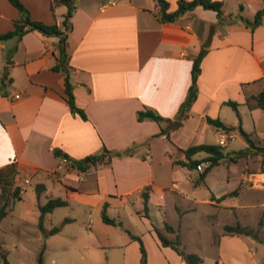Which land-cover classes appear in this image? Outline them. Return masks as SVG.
<instances>
[{
	"label": "crops",
	"instance_id": "1",
	"mask_svg": "<svg viewBox=\"0 0 264 264\" xmlns=\"http://www.w3.org/2000/svg\"><path fill=\"white\" fill-rule=\"evenodd\" d=\"M222 1L225 14L231 15L232 20L221 21L215 10L198 6L176 21L163 22L156 0H76L67 50L76 101L87 119L72 112L65 91V76L53 69L59 54L58 37L33 30L22 38L0 42V82L4 75L11 81L5 87L0 84V194H4L8 204L12 196L19 201L16 204H22L19 215L15 208L8 209L0 233L13 230L17 224H27L23 211L30 214V207L23 205L27 202L24 197L33 192L36 207L32 226L38 231L32 237L41 242L64 244L81 236L67 231V226L81 216H64L54 221V213L62 206L47 212L40 227V206L50 198H61L68 201L65 206L74 203L86 215L82 218L81 233L82 242L88 245L84 249L86 256L105 250L107 264H141L140 243L133 234L143 240L147 264H186L172 247L162 244L155 227L168 237L174 238L175 233L166 232L164 227L151 221L149 206L155 203L153 194L159 192L162 202L171 185H162L158 176L162 169L164 177H169L189 166L186 176L193 186L196 189L208 186V174L205 179L200 178L207 168L200 171L197 165L201 162L190 164L184 150L207 143L222 145L225 153L238 151H226L227 137L235 136L238 129L218 128L207 117L238 126L240 118L228 104L235 101L239 103L241 123L246 130L245 117L261 112L254 97L264 91V15L255 28L240 18L254 20L264 7V0ZM168 2L169 10L175 11L179 0ZM51 3L52 0H31V18L62 26L67 6L58 5L53 20ZM57 14L61 16L59 20ZM204 45L208 52L201 64L198 96L182 126L172 130L168 137L159 134L168 122L139 121L137 112L146 108L166 118L177 117L192 84L193 61ZM215 132L216 140L209 142ZM103 147L129 150V153L86 171L73 165L74 160L99 153ZM246 147L248 143L241 149ZM57 150L68 157V162L64 163L63 156L56 155ZM196 154L199 158H195ZM196 154L192 160L208 157L204 151ZM242 176L245 179L248 173ZM27 184L32 185L31 191ZM145 192L149 193L148 216L143 212ZM232 192L225 193L228 196L223 199V195L211 189L205 200L234 209L236 205L227 203L237 196L230 195ZM178 194L192 198L181 191ZM113 199L121 201L119 209L123 213L113 218L121 222L115 240L109 232L101 236L106 223L102 211L107 204L108 212ZM161 202L159 205L163 206ZM129 204L140 221L145 222L143 226L125 222ZM66 218L71 220L59 232L50 234ZM243 236L229 233L225 227L222 233L213 235L219 256L224 245L240 243ZM184 244L187 248L188 244ZM254 253L257 252L252 256ZM238 256L240 264L264 262H257L246 254ZM215 264L223 261L217 260Z\"/></svg>",
	"mask_w": 264,
	"mask_h": 264
},
{
	"label": "rangeland",
	"instance_id": "2",
	"mask_svg": "<svg viewBox=\"0 0 264 264\" xmlns=\"http://www.w3.org/2000/svg\"><path fill=\"white\" fill-rule=\"evenodd\" d=\"M23 5L29 10L31 17V0H20ZM53 20H55L54 12L51 10ZM22 16L21 10L10 2V0H0V32H8L15 29L16 21ZM57 14V19H60ZM245 127L253 134V137L258 136L264 138V110L261 109L260 113L245 117ZM256 122V123H255ZM256 125V126H255ZM216 132L212 133L209 137V142L216 140ZM226 151L239 150L246 146L247 141L240 134L239 130L235 136L227 137ZM200 155L196 154L195 158ZM206 158L197 159L203 163L204 171L210 164L205 160ZM263 157L258 154L242 157L240 159L228 160L215 166L210 170L207 176V185H201L196 189L192 182L186 176L185 168L182 171L177 170L169 177L167 175L159 174L158 182L162 185H170L167 187L166 197L161 202L160 193L155 191L153 199L155 203H150L151 221L156 226L164 227L166 223L172 224L175 228L180 229L183 240L187 245L188 252H197L205 261L204 264H215L217 260H222L223 264H240V257L245 254L254 258L257 262L264 261V169ZM159 165H155L158 168ZM242 173H248L245 179ZM250 175V176H249ZM173 183L175 185L173 186ZM242 185L240 192L234 199L227 201L236 205V208L231 209L227 206H216L205 200L209 196L211 189L213 193L219 196L227 192H232ZM31 191L32 185L27 184ZM211 188V189H210ZM184 192L186 196L192 197L191 199L183 197L178 194V191ZM28 191V192H30ZM232 195V194H230ZM27 202L23 203L25 207H30V214L23 211V214L28 218L27 224H17L13 230H7L0 233V244L8 252V260L10 264H38V257L41 251L43 253V264H107V255L105 250L98 251V254L89 253L86 256L85 248L87 242H82V227L85 213L80 211V207L76 204L69 206L59 207L54 213V221H58L64 216H81L73 223L68 225V232L74 234L79 233V239L66 240L63 244H50L46 241L37 240L34 235L38 229L32 226L35 221L34 204L36 195L33 192L26 194L24 197ZM200 200V201H198ZM161 202V205L159 203ZM19 201L12 196L11 203L8 204V209L15 208L16 214H21V205L16 204ZM225 203V204H227ZM16 204V206H14ZM31 204V205H30ZM36 207V206H35ZM121 201L118 199L112 200V205L108 209V216L115 218L118 214H123L119 209ZM125 222L127 224H138L143 226L144 223L140 221L139 216L132 204L126 207ZM101 217V216H100ZM145 221V220H143ZM241 223L243 226L251 227L256 236L244 235L242 242H237L229 247L224 245V250L220 251L219 247L213 243V235H219L224 231V227L228 224ZM181 224V225H180ZM105 227L101 231V236L105 237L104 232H109L113 240L116 239V232L121 228L118 225L105 223ZM180 225V226H179ZM75 234V235H76ZM87 237V236H85ZM5 238V239H4ZM64 240L66 238L60 237ZM1 240H6L5 243ZM253 252L254 253L252 256ZM85 255L86 257H82ZM0 264H4L1 259ZM264 264V262H263Z\"/></svg>",
	"mask_w": 264,
	"mask_h": 264
},
{
	"label": "trees",
	"instance_id": "3",
	"mask_svg": "<svg viewBox=\"0 0 264 264\" xmlns=\"http://www.w3.org/2000/svg\"><path fill=\"white\" fill-rule=\"evenodd\" d=\"M12 4H14L16 7H18L21 12L22 16L16 21L15 23V29L8 31L6 33L0 34V42L13 38L18 37L22 38L26 33L37 30L44 35L48 36H56L58 37V49L59 54L57 57V63L53 67L54 70L61 72L65 76V91L67 100L69 102L70 108L72 112L79 114L82 118L87 119V114L85 111L78 106L76 101V96L74 92V84L71 80V65H70V55L67 50V42H68V35L69 32L72 29V17L77 9L76 0H52L51 3V10L54 12L55 8L58 5H65L67 6V13L64 15V19L62 22V26H60L58 23L53 24H47L43 21L39 20H33L30 17L29 10L23 5V3L20 0H10ZM157 5L159 6V17L160 20L163 22H173L176 21L181 15H183L185 12L189 10H193L198 6H202L205 9H212L217 12V15L221 21L225 20H232L231 15H226L224 12V2L222 0H179L178 7L175 11H170V4L168 0H156ZM264 15V7L260 9L255 17L254 20H249L244 17H240L241 20L251 26L252 28H255L257 25H259L262 21ZM208 49L206 45H204L198 54V56L193 61V68H192V84L189 88L188 95L185 99V101L181 104L178 115L175 119L166 118L161 116L159 113H157L155 110L146 108L143 110H139L137 112V118L139 121H143L146 119H152L158 122L159 124H162L163 122H168L167 127H162L161 132L159 134H166L168 137H170V132L172 130L178 129L183 124V120L186 119L189 115L190 108L193 104V102L196 100L198 96V78L201 74V64L204 56L207 54ZM10 79H8L7 75H4L1 79V87H5L10 83ZM6 94V92H3ZM256 100V106L264 110V91L260 92L258 95L254 97ZM229 105H231L235 111L237 112V115L240 118V123L238 126L234 125H226L223 123L220 119H213L211 117H207V121L218 127L225 130H234L238 129L240 134L243 136V138L247 141L248 147L234 151L233 153H225L224 147L220 144H199L190 146L189 148L185 149L184 152L186 156L190 159V164H198L199 160H192V156L195 155L198 152H206L208 153V157L205 159L210 164L208 165L207 169L201 173L200 178L205 179L209 171L221 164L223 161L226 160H237L243 156H246L251 153L260 154L263 155V169H264V139L260 136L254 138L252 133L247 132L241 123V116L238 110L239 103L235 101H229ZM255 150V151H253ZM57 156H63L61 151L55 152ZM129 153V150L125 151H113L108 149L107 147H103L101 152L89 155L83 159H78L73 161V165L76 166L78 169L82 171H86L92 167H97L102 164H110L113 157L115 156H122ZM242 186H239L236 190H234L231 194L232 195H238L240 192ZM149 187H147V190ZM228 195L225 194L222 196V198H226ZM148 200H149V193H144V208L143 212L145 216H148ZM68 204L67 200L61 199V198H50L44 205L40 206L41 210V217H40V227L42 228V222L44 215L47 212L53 211L56 207L59 206H65ZM8 213V201L5 200L4 194H0V229H1V222L5 218V216ZM102 217L103 220L106 223L110 224H116L121 225V222H118L116 219L110 218L107 214V204L104 205L103 211H102ZM71 219L66 218L63 220L62 224L59 226L54 227L51 229L50 234L57 233L60 231L61 226L69 222ZM180 226V225H179ZM164 229L166 232H172L175 233V237H168L165 232H163L160 228L155 227V231L157 232L158 237L160 238L162 244L164 246H170L172 247L179 255L185 259L186 264H201L203 259L202 257L195 252H188L186 250V245L183 242L182 234L180 233V229L175 228L173 225L166 223L164 226ZM225 230L229 233H237V234H244V235H252L256 236L255 231L249 227V226H243L241 223H237L235 225H226ZM132 237L134 239H137L140 243L141 252H142V258H141V264H147V251L145 248V245L143 243V240L141 236L133 235ZM44 251V250H43ZM43 251L39 254L38 257V264H43ZM0 252H1V259L4 262V264H10L8 260V252L5 248H3L2 244H0Z\"/></svg>",
	"mask_w": 264,
	"mask_h": 264
},
{
	"label": "built area",
	"instance_id": "4",
	"mask_svg": "<svg viewBox=\"0 0 264 264\" xmlns=\"http://www.w3.org/2000/svg\"><path fill=\"white\" fill-rule=\"evenodd\" d=\"M17 97H20V95H17ZM68 157H66V156H63L62 157V161L64 162V163H66V162H68ZM197 168H198V170H201L202 168H203V163H199L198 165H197Z\"/></svg>",
	"mask_w": 264,
	"mask_h": 264
}]
</instances>
